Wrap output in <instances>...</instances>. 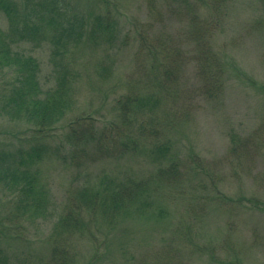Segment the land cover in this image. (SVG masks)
Returning <instances> with one entry per match:
<instances>
[{
  "label": "rangeland",
  "instance_id": "1",
  "mask_svg": "<svg viewBox=\"0 0 264 264\" xmlns=\"http://www.w3.org/2000/svg\"><path fill=\"white\" fill-rule=\"evenodd\" d=\"M63 1L66 11L79 16L91 17L98 7L108 8L117 17L122 44L110 54L112 72L103 76L95 74L98 55L90 49L82 47L75 55L80 71L77 102L51 143L61 147L62 155L47 161L43 171L56 211L66 204L70 189L96 185L104 175L147 177L158 165L150 151L154 144L168 143L183 163L195 166L192 173L189 166L184 171L177 191L167 186L156 193L151 209L165 207L164 216L134 213L110 228L92 219V233L72 239L73 264H264V0H230L218 27L206 1L197 8L201 31L214 23L211 48L217 67H223L221 90H208L210 85L204 87L198 75L199 53L189 38L186 15L157 13L160 0ZM6 25L0 11V28ZM146 29L150 44L180 51L175 60L177 78L168 88L154 78L152 55L139 49L137 32ZM19 50L38 60L41 84L46 83L49 44L37 48L25 44ZM157 57L162 60L160 49ZM16 77V72L0 76V95L1 87ZM140 81L142 89L161 101L139 120H122L116 100ZM152 113V119L146 118ZM80 115L93 123L95 138L104 130L107 147L116 145L115 154L100 152L95 142L82 148L79 141L69 139L65 121ZM146 123L152 131L141 130ZM31 126L24 117L1 116L0 147L9 150L7 146L23 144V130ZM130 140L138 143L137 149L123 144L133 146ZM67 143L75 145L74 150ZM81 149L92 159L73 167L66 154ZM151 178L153 183L157 180ZM12 199L0 185V253L8 256L9 264H40L49 255L53 218L20 224L9 218L14 212Z\"/></svg>",
  "mask_w": 264,
  "mask_h": 264
},
{
  "label": "trees",
  "instance_id": "2",
  "mask_svg": "<svg viewBox=\"0 0 264 264\" xmlns=\"http://www.w3.org/2000/svg\"><path fill=\"white\" fill-rule=\"evenodd\" d=\"M204 1L213 10L217 18L215 26L218 27L221 16L228 11L230 0H160L161 5L159 1L156 2L159 7L157 13L164 11L186 15L184 19L190 24L189 36L192 35L189 38L197 45L199 53L198 75L204 87L210 85L208 90H221L220 72L223 67H217L211 48L214 23L204 26L201 31L202 25L197 15L199 4ZM65 8L63 0H0V11L7 20L6 29L0 28V76L6 77L9 72L17 74L13 81L1 87L0 117H24L26 123L32 125L23 130V144L15 145L13 149L7 146L9 150L0 147V185L13 196L14 212L10 219L21 224L23 220L36 222L53 218L48 261L40 264H73L76 254L72 239L80 238L87 231L92 233L90 225L95 218L110 228L129 219L134 213L164 216L165 207L159 205L157 211L151 209L158 198L156 193L167 186L177 191L188 166L189 173L195 169L193 163H183L172 153L168 143L154 144L150 151L158 165L147 177L120 179L104 175L96 185L87 183L70 189L65 197L66 204L63 203L62 210L56 211L51 190L43 181V171L47 161L62 155L59 154L61 147L55 148L51 143L55 140L53 138L58 133L60 122L72 112L77 102L76 87L80 71L76 67L75 55L82 47L83 50L90 49L98 55L95 74L103 76L112 72L114 63L110 54L122 44L117 17L108 8L104 10L98 7L91 17L73 15ZM148 32L147 29L146 32H137L139 49L153 56L150 57L153 60L150 69L156 74L154 78L160 79V84L168 88L177 78L176 68L179 65L175 60L180 51H169L150 44L147 39L149 35L145 34ZM43 42L49 44L50 74L47 82L41 84L38 60L32 54L21 52L19 47L31 44L37 48ZM158 49L162 60L157 57ZM103 57L108 61H104ZM116 101L120 118L131 121L139 120V115L146 109L153 111L161 100L148 89H142L140 81ZM153 117V113L146 116L148 119ZM86 119V116L80 115L65 121L64 128L68 130L69 139L79 141L83 144L82 148H88L89 144L95 142L100 152L115 154L116 145L107 147L109 138L104 130L98 132L95 138L94 125ZM142 129L152 131L148 123ZM130 143L133 146L130 147L127 142L123 144L137 149L135 140H130ZM65 146L71 150L75 147L68 143ZM81 155L87 156L85 160ZM66 159L73 167H80L91 160L92 155L81 149L73 154L69 152ZM151 177L157 180L153 183ZM0 264H9L7 255L0 253Z\"/></svg>",
  "mask_w": 264,
  "mask_h": 264
}]
</instances>
